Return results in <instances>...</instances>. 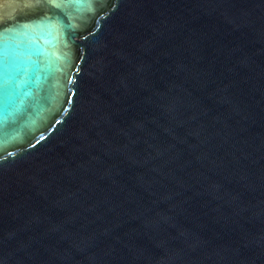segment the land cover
I'll return each mask as SVG.
<instances>
[{"label":"water","instance_id":"95a60500","mask_svg":"<svg viewBox=\"0 0 264 264\" xmlns=\"http://www.w3.org/2000/svg\"><path fill=\"white\" fill-rule=\"evenodd\" d=\"M0 32L3 264H264V0H0Z\"/></svg>","mask_w":264,"mask_h":264},{"label":"snow or ice","instance_id":"6c2138e0","mask_svg":"<svg viewBox=\"0 0 264 264\" xmlns=\"http://www.w3.org/2000/svg\"><path fill=\"white\" fill-rule=\"evenodd\" d=\"M49 2L55 3L56 0H49ZM64 2L83 3L84 0H64ZM2 37L3 33L0 32V106L9 96L17 94L30 79L27 61L22 59L21 54L14 47L5 43ZM0 264H3L2 260Z\"/></svg>","mask_w":264,"mask_h":264}]
</instances>
